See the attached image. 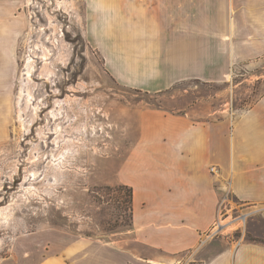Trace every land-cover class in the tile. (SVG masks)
<instances>
[{
    "label": "crops",
    "instance_id": "1",
    "mask_svg": "<svg viewBox=\"0 0 264 264\" xmlns=\"http://www.w3.org/2000/svg\"><path fill=\"white\" fill-rule=\"evenodd\" d=\"M25 6L0 0V143L14 122ZM85 33L120 85L158 93L224 82L264 56V0H85ZM225 112L141 113L119 177L132 189L134 240L154 254L101 245L92 259L48 264H185L184 253L202 264H264V243L209 237L224 193L264 218V94L237 117ZM90 245L79 239L65 251L87 254Z\"/></svg>",
    "mask_w": 264,
    "mask_h": 264
},
{
    "label": "rangeland",
    "instance_id": "2",
    "mask_svg": "<svg viewBox=\"0 0 264 264\" xmlns=\"http://www.w3.org/2000/svg\"><path fill=\"white\" fill-rule=\"evenodd\" d=\"M25 11L14 122L0 143V264L92 259L101 245L154 254L134 240L131 189L119 177L141 113L237 117L264 94V56L236 66L228 81L144 92L105 72L86 37L85 0H26ZM247 207L224 193L209 237L264 243V218ZM79 239L90 242L88 255H68ZM187 255L185 264H202Z\"/></svg>",
    "mask_w": 264,
    "mask_h": 264
},
{
    "label": "trees",
    "instance_id": "3",
    "mask_svg": "<svg viewBox=\"0 0 264 264\" xmlns=\"http://www.w3.org/2000/svg\"><path fill=\"white\" fill-rule=\"evenodd\" d=\"M131 189V188H130ZM131 191V193H130V196H131V199H132V189L130 190ZM132 201V200H131Z\"/></svg>",
    "mask_w": 264,
    "mask_h": 264
},
{
    "label": "built area",
    "instance_id": "4",
    "mask_svg": "<svg viewBox=\"0 0 264 264\" xmlns=\"http://www.w3.org/2000/svg\"><path fill=\"white\" fill-rule=\"evenodd\" d=\"M212 170L215 172V167H212Z\"/></svg>",
    "mask_w": 264,
    "mask_h": 264
}]
</instances>
